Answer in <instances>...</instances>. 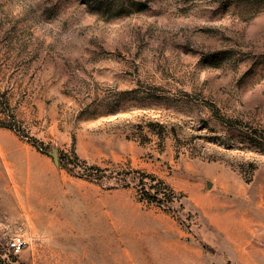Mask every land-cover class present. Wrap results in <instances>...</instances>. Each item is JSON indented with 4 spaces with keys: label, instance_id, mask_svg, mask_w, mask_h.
Masks as SVG:
<instances>
[{
    "label": "rangeland",
    "instance_id": "rangeland-1",
    "mask_svg": "<svg viewBox=\"0 0 264 264\" xmlns=\"http://www.w3.org/2000/svg\"><path fill=\"white\" fill-rule=\"evenodd\" d=\"M0 264H264V0H0Z\"/></svg>",
    "mask_w": 264,
    "mask_h": 264
},
{
    "label": "trees",
    "instance_id": "trees-1",
    "mask_svg": "<svg viewBox=\"0 0 264 264\" xmlns=\"http://www.w3.org/2000/svg\"><path fill=\"white\" fill-rule=\"evenodd\" d=\"M152 184H149L148 188H143L144 192L143 198L149 202H164V199L167 201H172L175 197L174 192L165 185L162 180L156 179L154 176L149 177ZM145 187V186H144ZM153 190V192H151Z\"/></svg>",
    "mask_w": 264,
    "mask_h": 264
},
{
    "label": "built area",
    "instance_id": "built-area-1",
    "mask_svg": "<svg viewBox=\"0 0 264 264\" xmlns=\"http://www.w3.org/2000/svg\"><path fill=\"white\" fill-rule=\"evenodd\" d=\"M25 245L26 241L20 234L13 235L8 242V248L13 254H19L24 249Z\"/></svg>",
    "mask_w": 264,
    "mask_h": 264
}]
</instances>
